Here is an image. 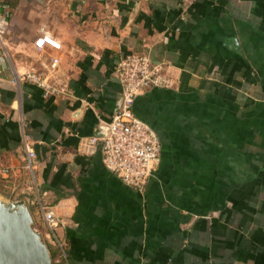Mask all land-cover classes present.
Segmentation results:
<instances>
[{
    "label": "crops",
    "instance_id": "1",
    "mask_svg": "<svg viewBox=\"0 0 264 264\" xmlns=\"http://www.w3.org/2000/svg\"><path fill=\"white\" fill-rule=\"evenodd\" d=\"M131 52L173 79L133 103L161 141L141 189L84 146ZM29 69L62 90L14 81ZM0 195L54 211L65 264H264V0H0Z\"/></svg>",
    "mask_w": 264,
    "mask_h": 264
},
{
    "label": "built area",
    "instance_id": "2",
    "mask_svg": "<svg viewBox=\"0 0 264 264\" xmlns=\"http://www.w3.org/2000/svg\"><path fill=\"white\" fill-rule=\"evenodd\" d=\"M35 43L40 49L46 45L56 49L62 46L58 38L44 30ZM57 61L58 58L55 57L53 65ZM117 72L122 86L121 103L111 119L104 123L102 135L90 137L84 146L91 151L101 140L105 166L118 174L126 184L141 189L160 162L161 141L156 130L135 113L133 103L146 89L168 87L172 85L173 79L164 73L163 63L154 61L149 54L140 52L123 55L118 62ZM14 81L31 82L44 88L46 93L62 90L51 84L42 72L33 69L19 73ZM35 154V149L29 146L27 160L31 168ZM42 214L45 226L55 235L59 220L54 211L42 207ZM57 243L62 252L55 260L58 264H65L62 243L59 240Z\"/></svg>",
    "mask_w": 264,
    "mask_h": 264
},
{
    "label": "water",
    "instance_id": "3",
    "mask_svg": "<svg viewBox=\"0 0 264 264\" xmlns=\"http://www.w3.org/2000/svg\"><path fill=\"white\" fill-rule=\"evenodd\" d=\"M34 222L26 200L0 195V264H53L49 245Z\"/></svg>",
    "mask_w": 264,
    "mask_h": 264
},
{
    "label": "rangeland",
    "instance_id": "4",
    "mask_svg": "<svg viewBox=\"0 0 264 264\" xmlns=\"http://www.w3.org/2000/svg\"><path fill=\"white\" fill-rule=\"evenodd\" d=\"M34 227H35V229L36 230H38L41 234H42V236H43V238H44V240L47 242V239L45 238V232H46V226L44 225V224H39V223H34ZM48 243V242H47ZM48 245H49V243H48ZM51 246L49 245V248H50ZM52 262H53V264H58L57 262H56V260H55V256H54V258H52Z\"/></svg>",
    "mask_w": 264,
    "mask_h": 264
},
{
    "label": "trees",
    "instance_id": "5",
    "mask_svg": "<svg viewBox=\"0 0 264 264\" xmlns=\"http://www.w3.org/2000/svg\"><path fill=\"white\" fill-rule=\"evenodd\" d=\"M50 252H51L52 258H54L55 252L53 251V248L52 247H50Z\"/></svg>",
    "mask_w": 264,
    "mask_h": 264
}]
</instances>
